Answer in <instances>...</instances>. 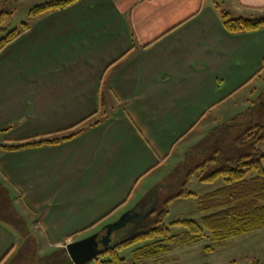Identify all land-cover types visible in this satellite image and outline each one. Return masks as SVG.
Returning <instances> with one entry per match:
<instances>
[{
    "label": "crops",
    "instance_id": "crops-1",
    "mask_svg": "<svg viewBox=\"0 0 264 264\" xmlns=\"http://www.w3.org/2000/svg\"><path fill=\"white\" fill-rule=\"evenodd\" d=\"M223 14L264 17V0H80L30 19L0 52V132L11 127L0 146L104 118L58 145L0 148V181L28 233L0 221V264L32 246L48 258L138 210L136 193L176 149L264 80V29L231 34Z\"/></svg>",
    "mask_w": 264,
    "mask_h": 264
},
{
    "label": "trees",
    "instance_id": "trees-1",
    "mask_svg": "<svg viewBox=\"0 0 264 264\" xmlns=\"http://www.w3.org/2000/svg\"><path fill=\"white\" fill-rule=\"evenodd\" d=\"M79 1L54 0L48 4L36 6L31 10L30 19L34 20L54 11L66 10ZM7 15V12L0 14V25ZM222 21L225 29L234 35L253 33L264 29V17L232 19L227 14H223ZM30 27L31 24H25L21 30H15L9 33L7 37L0 38V52L27 32ZM3 31L4 29L0 26V37ZM263 111L249 108L245 114L228 121L229 124L215 128L205 140L214 137L216 133L218 135L213 138L208 152L203 156L204 159L188 171L187 180L180 189L177 190V181L171 182L170 186H172L174 193L161 200L156 194L164 187V185H160L152 193V201L145 200L140 203L138 210L143 208L147 212L151 210L137 228L135 239L122 244L118 243L102 256L105 260L101 261V264H126V261L120 258L119 251L139 242L153 241L151 245L134 251V259L142 262L144 259L150 260L168 255L173 252L175 246L182 244L211 240L215 245L220 246L228 240L264 230V167L262 165L264 153L260 150L261 144L264 143ZM98 114L99 112H96L86 122L84 121L64 131L62 136L28 139L14 144L1 145L0 148L7 152H17L70 141L87 129L99 125L104 119L101 118V115L100 118L91 121ZM246 114H250L251 118L240 123V117ZM10 129L11 127L0 133ZM183 164L184 162L174 171L182 168ZM194 177H197L198 181L202 183H215L224 178L225 186L199 199V211L203 214L201 224L193 221L176 222L173 225L183 226L187 232L180 238L172 237L170 229L165 225L170 214V206L178 199L196 197L187 189V185L193 181ZM170 178H174V174H170ZM11 199H13L12 193L0 181V221L15 227L20 232L21 237H27L28 233L22 225L23 221L15 218L9 212L10 210L8 211L10 208L9 200ZM32 252L38 257L35 248H32ZM207 252L215 253V247H208ZM57 254L59 264H73L66 250L59 251ZM39 259L40 261L46 260L45 258ZM40 264L48 263L42 261Z\"/></svg>",
    "mask_w": 264,
    "mask_h": 264
},
{
    "label": "rangeland",
    "instance_id": "rangeland-1",
    "mask_svg": "<svg viewBox=\"0 0 264 264\" xmlns=\"http://www.w3.org/2000/svg\"><path fill=\"white\" fill-rule=\"evenodd\" d=\"M53 1L54 0H1L0 14L7 12L8 15L4 17V20L0 25L1 28L4 29L0 38H5L9 33L15 30H21L23 25L29 24L30 13L33 8L51 3ZM249 108H253V110L260 112L264 110V80L255 83L254 90H252V85L248 86L246 89L233 97L226 105L213 112L209 118L214 120L219 125H226L229 124L228 121H232L237 116L245 114ZM250 118L251 115L246 114L243 117L241 116L239 121L240 123H243ZM213 127V124H209L206 129H204L203 134L197 137V141L193 142V140H189L184 143V145L187 144L186 149H182L181 147L176 149V152L168 161L165 168L160 171L156 179L151 181V183L147 186L146 193L142 195V189L138 190L139 193H136L135 195L136 206H139V203H142L145 200L152 201V193L157 187H160V185H164V187L159 190V193L156 192V194L161 200L168 198L174 193L172 186H170L172 184L171 182L175 183L177 181V190L180 189V187L187 180L186 174L188 171H190L196 166L197 163H200L204 159L203 156H205L206 152H208L210 145L214 140L213 138H216L218 135V133H216L214 134V137H211L208 140H205L203 143H200L201 140L205 139L207 134H210V132L213 130ZM191 147L192 149H190ZM178 150L182 151L184 158L180 162H174V157L177 156L179 152ZM260 150L264 153V143L261 144ZM187 155H189L188 158H186ZM183 160L184 164L182 168H180L178 171H174L175 167L178 166ZM179 166H181V164ZM170 174H174V178H170ZM224 186V178L219 179L215 183H202L198 181L197 177H194L193 181L187 185V189L189 192L195 194L196 197L189 199H178L170 206V214L165 221V225L170 229V235L172 237L180 238L187 232L185 227L173 225L176 222L193 221L201 224L203 214H201L199 211V199ZM9 204L10 208L8 211L10 210L11 214L16 218V212L21 213L22 211L15 202L14 196L13 199L9 200ZM135 237L136 234H134V236L130 239L134 240ZM152 243L153 241L139 242L130 247L123 248L121 251H119V256L126 261V264H264V230L228 240L223 242L220 246L215 245V243H213L211 240H204L194 244H182L175 246L173 252L168 255L160 256L150 260L144 259L142 262L136 261L134 259V251L139 248H145ZM31 244H34V242ZM211 246L215 247V253L207 252V248ZM32 248L33 246L30 248V251H25V249L22 250L20 256L15 258V261H13L11 264H30L31 262L33 264H40L42 261L43 263L48 264L60 263L57 253L45 258L46 260H38V257L33 255ZM104 260L105 259L102 257L100 260L94 261L90 264H101V261Z\"/></svg>",
    "mask_w": 264,
    "mask_h": 264
},
{
    "label": "water",
    "instance_id": "water-1",
    "mask_svg": "<svg viewBox=\"0 0 264 264\" xmlns=\"http://www.w3.org/2000/svg\"><path fill=\"white\" fill-rule=\"evenodd\" d=\"M132 213L124 214L118 222L105 226L100 232L88 238L67 245L66 251L73 264H90L114 248L113 235L127 227L129 221L133 219ZM100 245L104 247V251L99 250Z\"/></svg>",
    "mask_w": 264,
    "mask_h": 264
},
{
    "label": "flooded vegetation",
    "instance_id": "flooded-vegetation-1",
    "mask_svg": "<svg viewBox=\"0 0 264 264\" xmlns=\"http://www.w3.org/2000/svg\"><path fill=\"white\" fill-rule=\"evenodd\" d=\"M149 212H150V210L147 212L144 209H141L140 211L139 210L134 211L132 213L133 219L129 221L127 227L113 235V242H114L115 246L118 243H120L121 241L130 239L131 237H133L134 234H136L137 228L142 223V221L148 216ZM99 250L100 251H104L105 249H104V247L102 245H100ZM104 254H102L100 256V258Z\"/></svg>",
    "mask_w": 264,
    "mask_h": 264
}]
</instances>
